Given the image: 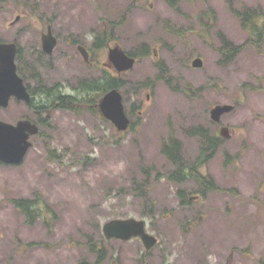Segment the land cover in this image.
I'll list each match as a JSON object with an SVG mask.
<instances>
[{"label":"rangeland","instance_id":"1","mask_svg":"<svg viewBox=\"0 0 264 264\" xmlns=\"http://www.w3.org/2000/svg\"><path fill=\"white\" fill-rule=\"evenodd\" d=\"M241 4L260 10L262 27L264 0L231 7ZM17 14L21 24L47 21L61 39L48 72L68 94L82 80L116 76L101 67L107 47L138 53L144 42L149 53L118 76L127 130L89 107L55 108L48 134L29 138L21 162L0 163V264H142V254L149 264H264V41L257 47L228 0H0V22ZM111 26L112 39L85 63L71 44L88 48ZM34 38L23 37L20 63L47 72L27 48ZM229 47L239 48L225 57ZM217 103L234 105L221 117L230 136L198 168L216 188L173 181L163 143L179 140L186 170L201 150L193 127L218 134L208 112ZM24 111L11 98L0 119ZM37 197L33 221L12 202ZM127 217L157 237L148 251L136 237L103 238L104 222ZM93 242L105 247L103 261Z\"/></svg>","mask_w":264,"mask_h":264},{"label":"water","instance_id":"2","mask_svg":"<svg viewBox=\"0 0 264 264\" xmlns=\"http://www.w3.org/2000/svg\"><path fill=\"white\" fill-rule=\"evenodd\" d=\"M55 42L56 38L48 30L42 38L43 49L48 53L51 52ZM77 48L83 60L87 61L86 49L82 45H78ZM15 50L16 46L13 43H0V106H6L11 96L25 101L30 100L23 79L16 72ZM107 58L118 73L131 69L135 63V57L127 54L118 44L108 48ZM191 65L201 66L202 59L200 57L193 58ZM96 107L101 116L109 120L117 131H124L128 128L130 120L125 113L122 94L118 88L113 87L106 91L98 99ZM233 108V104L217 103L209 109V118L218 123L221 116ZM36 130V125L28 119H20L15 124L0 120V161L9 164L21 162L31 146L28 138L36 133ZM219 134L223 138H227L229 136L228 127L221 126ZM102 233L106 239L128 240L132 237H139L145 250H149L157 243L156 236L146 230L144 220L133 217L113 218L104 222Z\"/></svg>","mask_w":264,"mask_h":264},{"label":"trees","instance_id":"3","mask_svg":"<svg viewBox=\"0 0 264 264\" xmlns=\"http://www.w3.org/2000/svg\"><path fill=\"white\" fill-rule=\"evenodd\" d=\"M169 2L173 4L174 0H169ZM234 2H236V0H228V4L231 10L239 18L241 26L246 30L248 29L250 34L257 36L255 44L257 45V47H259L264 41V24L262 27L260 24H258V19L261 18L260 10H258L257 8L245 6L243 4L240 5V8L234 9L233 7H231V4H233ZM111 29L112 26L106 33L103 30L97 33L96 39L98 40V42H102L101 46H106V42L112 39V35L110 33ZM258 29L259 32H257ZM248 41L249 43H253V41L250 39ZM95 45L98 46V43L95 42ZM140 48L141 51L138 53L132 52L130 50L126 51L129 55L135 56L136 58L148 55V44L142 42ZM238 48L239 47L226 48L224 51L225 57H231V55H233V53L236 52ZM113 87L120 88V82L118 78L116 76H113L112 73L108 75L104 72L102 78L82 80L81 82H79V86L76 89L77 92L75 94L66 93V95H60L59 91H57L56 88H52L55 95L53 99L58 100L62 107L65 106L64 101H66L67 109L77 110L80 107H89L91 110L97 111L93 104L104 92ZM131 125L132 124H130V126ZM191 133L198 134L199 140L201 142V150L197 160L192 162L186 170L182 169L185 164L183 163L179 140L174 137L167 143H163L161 152L175 166L174 170L169 173L168 177L176 182H180L181 180L183 181L188 178H196L200 182V185L203 186L205 191L207 189L216 188L213 185L212 179L201 174L198 168L202 166L215 153V150L219 145V141H221L222 138L218 136L216 132H208L207 127L201 124L193 127ZM178 194L183 197L182 191H178ZM37 199H39V197L35 199H12V202L14 206L22 213H24L30 221H33L34 211L38 206ZM95 245L96 243L93 242L89 245V249L90 251L96 253L97 261H103L105 258V247L101 246L100 248H97L95 247ZM141 263L149 264L145 254L141 255Z\"/></svg>","mask_w":264,"mask_h":264},{"label":"flooded vegetation","instance_id":"4","mask_svg":"<svg viewBox=\"0 0 264 264\" xmlns=\"http://www.w3.org/2000/svg\"><path fill=\"white\" fill-rule=\"evenodd\" d=\"M20 15L17 14L13 20H2L0 22V43H13L16 46L15 54H14V62L16 65V72L17 74L23 79V83L26 86V90L30 95V100L25 101L22 99H16L15 97H11L15 102L21 103L25 107V111L23 114L20 115L14 121H6L10 123H16L20 119H28L32 123L36 125V133L29 136L30 137H42L47 133L46 130H50V126L52 123L50 122L51 118H53L54 109H65L66 110V101H64L65 106L62 108L61 104L58 100L53 99L55 97L52 88H56L59 91L60 95H66V88H63L59 82H55L52 77L50 76V72L48 70L53 65L54 55L53 52L56 49L57 45L62 42L61 39L59 40L58 36L55 35L54 31L52 30L51 25L47 21L43 20H29L24 21L21 24V20L19 19ZM44 28V29H43ZM33 29V30H32ZM50 30L52 35L56 38V42L51 50V52H46L43 49L42 45V38ZM24 36H35L32 42L28 45V49L33 52L37 53L36 61L40 62V64L47 70V72H42L41 69H32L29 67V72H27V68L23 67L20 63L21 58L20 54L25 47L22 45V39ZM94 38V42L90 47H86L88 53V60L84 61L82 56V60L89 65H93L94 62L91 60V55H93L94 49H101L104 46H101L102 42H98L96 39V35ZM109 41V40H108ZM107 41V42H108ZM95 42L98 43V46L95 45ZM106 42V44H107ZM71 44V43H70ZM63 45H66V41H63ZM75 46L78 50L79 43L71 44ZM108 49V47H107ZM107 53V52H106ZM61 54H65L64 51L61 50ZM45 61L47 63L46 66L41 61ZM105 66L113 70L112 66H109V62H102L101 67ZM45 74V75H43ZM28 78V79H27ZM10 98V99H11ZM10 101V100H9ZM9 104V102H8ZM0 106V107H7ZM2 120V119H1ZM5 121V120H4ZM218 126L222 125L221 123H217ZM1 164L5 165H13V164H6L0 161Z\"/></svg>","mask_w":264,"mask_h":264}]
</instances>
